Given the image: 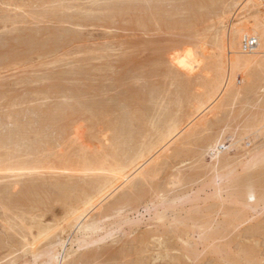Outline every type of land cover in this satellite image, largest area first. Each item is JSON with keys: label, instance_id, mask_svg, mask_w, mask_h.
<instances>
[{"label": "rangeland", "instance_id": "374dc122", "mask_svg": "<svg viewBox=\"0 0 264 264\" xmlns=\"http://www.w3.org/2000/svg\"><path fill=\"white\" fill-rule=\"evenodd\" d=\"M263 4L258 7L261 16ZM239 5L238 0H0V56L7 53L0 57V264H43L50 248L62 240L67 243L66 250L70 249L68 240L76 231L66 228L65 221L70 219L71 209H83L93 192L98 200L105 177L118 174L120 179L128 173L136 163L126 170L127 159L136 150L143 151L147 147L144 143L158 138L155 131L174 120L170 117L185 119L183 126L191 121L193 108L177 104L183 100L182 81H190L192 93L203 92L201 83H205L206 74L209 79L215 75L218 40ZM215 15L221 18L219 22ZM207 17L213 19L209 22ZM185 49L204 58L206 72L204 67L203 72L193 74V78L201 74L200 81L197 77L191 81L182 72L174 79L170 72L171 54L175 50L181 54ZM165 63L171 65L169 69ZM249 76V91L226 107V100L219 99L221 104L217 101L213 112L209 108V115L203 113L192 123L194 126L176 138V145L170 144V152L157 155L164 159L162 162L156 157L144 166L151 167L147 171L152 175L146 171L143 180L141 173L145 172H137L141 177L137 173L133 176L139 180L132 177L100 204L102 208L92 211L89 221L109 216L94 236L104 241L77 251L70 264H264V162L249 174L242 169L249 150L259 147L257 150L264 151V134L251 137L256 141L252 148L244 140L230 149L218 165L207 150L217 138H227L224 143L229 147L245 136L246 126L249 132L257 119L261 121L264 68L253 70ZM247 86V82L238 85L240 89ZM85 103L86 108L81 107ZM88 107L93 112L99 107L106 111L98 115L101 111L94 114ZM134 114H142L144 120L139 123L142 117ZM128 117L138 119H131V123ZM123 121L130 123L129 129L139 121L137 129L131 130L133 135L142 125L137 140L127 134L129 123ZM122 127L129 131L123 133ZM230 133H234L233 141L228 139L233 135ZM219 175L222 178L217 180ZM93 181L102 182L93 187ZM89 182L93 183L92 190ZM135 183L137 189L139 184L145 188V193L142 188L138 190L141 195H136ZM28 187L33 195L27 192ZM85 192L89 194L84 196ZM132 194L136 195L132 203L116 208L121 209L119 212L110 211L117 200L127 195L130 199ZM80 195H89L86 200L82 197L84 204ZM157 213L165 220H156Z\"/></svg>", "mask_w": 264, "mask_h": 264}, {"label": "bare ground", "instance_id": "6f19581e", "mask_svg": "<svg viewBox=\"0 0 264 264\" xmlns=\"http://www.w3.org/2000/svg\"><path fill=\"white\" fill-rule=\"evenodd\" d=\"M239 1V3H240V5L238 6L239 8L238 9H236V12H235V14H234V16L231 18V20H230V23H229V25L226 27L225 25H223V26H225V30H224V32H223V34H222V36L219 38V39H221V40H218V41H220L219 43H217V44H219V46H218V55H215L216 56V61H217V63H216V71H215V75L213 76V78L212 79H209V77H208V73L206 74V76H205V83L203 84V83H201V86L202 85H204V88H203V92L201 93V94H199V95H197V94H194V93H192L191 92V90H190V86H189V84L190 83H188V82H190L189 80L187 81L185 78H190V80L191 79H196V77H197V79L199 78L200 79V75H198V74H196V77H194L193 78V74H195L196 72H203L205 69L207 70V66L204 68L203 67V60H204V58L202 57V59L203 60H201L200 58H197L194 54H193V52H192V50H190V49H185L184 50V52L183 53H179V50H175V52L173 53V54H171V58L169 59L170 60V64H172V66H171V70H170V72L171 73H174L175 74V76H173V78L174 77H176L177 76V78H179V77H181V76H179V75H181V72H182V74H184V73H186L185 75H184V77L185 78H182V79H185L187 82H185L184 80L182 81L183 83V85H184V87L183 88H185L184 90H183V93H182V96H183V100L181 101V102H179V103H177V104H179V105H184V108H185V104L186 105H188L187 106V108L188 107H192L193 108V112H194V114L193 113H191V111L189 112L190 114H193V118L192 119H190L191 117H189V115H188V117H189V119L191 120V121H186V122H188V124H186V126H183V124H184V120H181L180 118H178L177 119V117H170L171 119H174V120H172L171 122H170V120H169V123H168V121H166L167 123H168V125L165 123V121H163L162 123H165V126H162V130H159L160 129V125H162L161 124V121H159L160 122V124L157 122V124H159V126L157 125L156 127H157V129H158V127H159V129H158V131H155V134H157V136H158V138L156 137V138H154V141H151V143L149 144L148 142L147 143H144V145L145 146H147L146 148H143V146L142 147H139L138 149H140V148H143V151L141 150L139 153H137L138 152V150H136V152H133V151H135V149L136 148H133V150L130 152V154L132 155V152H133V157L132 156H130L132 159H130V157H129V155L127 156V157H129L128 159L127 158H125L124 160L126 161V159L128 160L127 161V163H125V164H128V163H130V164H128V165H125L124 164V167H131L132 165H134V163H136L135 165H134V167L131 169V170H129V172L127 173V171H126V174L124 175V176H122L120 179L118 178L119 176H118V174H113L112 176H110V177H105V178H107V180L106 181H104L103 183H101V188H100V190L98 191V195H101V196H99L98 198V200L96 199L97 197V194H95V192H93L94 193V195H93V193H92V195L93 196H91V194H90V196H91V198H90V200H88L87 199V201H86V203L84 204V200H86L85 198H87V197H85L84 198V196L86 195V194H89V193H83L84 194V196H81L79 199H81L80 200V202H82L83 204H84V208L83 209H81L82 207H80V210H79V207H78V210H75V209H73V210H75L74 212H72L71 213V211H73L72 209H71V211L69 212L70 214H71V216H68V217H70V219L68 218V221H67V219H66V228L67 227H70L72 230H74V231H76V232H73V233H75V236H73L70 240H68L70 243H71V248L70 249H68V250H66V247H65V245L67 244L66 243V241L64 240H62V242H57L56 244L58 245V246H56V247H49L50 248V251L48 252V254H47V260L46 261H44L43 262V264H70V259L74 256V254H76L77 253V251H79V250H84V249H86V248H88L90 245H93L94 243H98V242H102V241H104V238H101V239H99V240H97V237H96V239L94 238V236H97V234H99L98 232H100V230H101V223H102V221L104 220V219H106V218H108L109 216H103V218L102 219H99V220H94V221H89V219H91V218H89V215H91V213H92V211L94 210V213H95V211H96V208L98 207V209H100V208H102L101 206L102 205H100V204H102L104 201L106 202V201H108V199L109 198H111V196H114L113 194L115 193V192H117V190L119 191L120 189H121V187H125L124 186V184L126 183V182H128V181H130V179L132 178V177H135V176H133V175H135L137 172H145V173H141V176L142 175H144V176H146L145 174H147L146 173V171H147V169H149V171H150V168H147V169H145V167L144 166H149V162H151V160L153 161V159H154V161H156V157H158L157 159H161L162 157L161 156H163V155H161V154H159L160 152H163V151H165V150H167V149H169L170 147L169 146H171L172 144L171 143H174V145H176V142H177V140H176V138L178 137V136H181L182 135V132L185 130V132H186V130H187V128L198 118V117H200L203 113H205L209 108H211L210 109V111L212 110V112H213V110L215 109L214 107L215 106H213V105H215V104H218V102L220 103V101L224 98L225 100V102H226V104H225V102H224V104H225V107H226V105L227 104H229L228 102L230 101H232V100H234V99H236V98H238L240 95H241V93H244V92H247V91H249V89H250V82H249V79L251 78L250 76H249V73L250 72H253V70H254V72H255V70H258L259 68H264V15L263 16H261L260 15V11H258V7L260 6L261 7V5L260 4H263L264 3V0H238ZM236 2V1H235ZM238 4V3H237ZM237 4H236V6H237ZM235 6V5H234ZM263 6H264V4H263ZM233 8V7H232ZM226 9L228 10V8L226 7ZM230 10H232V9H230ZM234 10H235V8H234ZM229 11V10H228ZM263 11V10H262ZM224 12L226 13V11L224 10ZM230 12V11H229ZM215 14V13H214ZM222 14H224L223 12H222ZM222 14H219V15H221L222 16ZM229 14V13H228ZM263 14V13H262ZM219 15H215L216 17L218 16V20L216 19V21H218L219 22V20H221V18H219ZM225 15H227V14H225ZM209 16H212V15H209ZM214 16V15H213ZM259 18H258V17ZM215 17V18H216ZM226 17V19L228 20V16H225ZM256 17V18H255ZM208 18V17H207ZM211 18V17H210ZM210 18H208V19H210ZM222 18H224L223 16H222ZM258 18V19H257ZM207 19V20H208ZM211 19H213V18H211ZM211 19L210 20H208L209 22L211 21ZM206 20V19H205ZM204 20V21H205ZM207 21V24L209 23ZM222 21H225V20H223L222 19ZM144 22V21H143ZM200 22V21H199ZM202 22V21H201ZM214 22V21H213ZM226 22V21H225ZM141 23V22H140ZM204 23H206V22H204ZM212 23V22H211ZM142 24V23H141ZM197 24V23H196ZM207 24H205V25H207ZM218 24V23H217ZM223 24V23H222ZM221 24V25H222ZM189 25V24H188ZM193 24H191V26H192ZM201 25V24H200ZM204 25V24H203ZM214 25V24H213ZM220 25V24H219ZM169 26H171V25H169ZM190 26V27H191ZM195 25H193L192 27H194ZM209 26V25H208ZM215 26H216V24H215ZM218 26V25H217ZM196 27V26H195ZM207 27V26H206ZM210 27H213V26H210ZM217 28V27H216ZM218 28H220V27H218ZM191 29V28H190ZM193 30H194V28H192ZM222 33V32H221ZM200 40V39H199ZM206 40V39H205ZM187 43V42H186ZM198 43H200V42H198ZM0 44H2V43H0ZM184 44V43H183ZM177 45V44H176ZM175 45V46H176ZM184 45H188V44H184ZM195 45V44H194ZM2 46V45H1ZM5 46H6V44H5ZM189 46L191 47L192 46V44L190 45L189 44ZM196 46V45H195ZM49 47V46H48ZM48 47H46L45 49H47ZM188 47V46H187ZM1 49H2V47H0ZM33 49V47H30L29 48V50L30 49ZM50 48H51V46H50ZM181 48H183L182 47V45H181ZM31 49V50H32ZM36 49H37V47H36ZM38 49H41L40 48V46H39V48ZM44 49V50H45ZM26 50H28V49H26ZM25 50V51H26ZM34 50H35V48H34ZM41 50H43V48L41 49ZM173 50V49H172ZM171 50V51H172ZM195 50V49H194ZM6 51H7V49H6ZM36 51V50H35ZM34 51V52H35ZM174 51V50H173ZM172 51V52H173ZM27 52V51H26ZM29 52V51H28ZM31 52L32 51H30V54H31ZM25 53V52H24ZM212 53V52H211ZM3 54V55H2ZM1 55L2 56H0L1 57V59H2V57H4L7 53L5 52V54L4 53H2ZM203 54V53H202ZM213 54H214V52H213ZM170 55V53L168 54V56ZM198 56V55H197ZM204 57H205V55H203ZM214 56V57H215ZM167 57V56H166ZM209 57V56H208ZM169 58V57H168ZM207 58V57H206ZM3 61V60H2ZM167 62V61H166ZM166 64V63H165ZM167 66H168V64H166ZM205 65H207L206 63H205ZM170 66H168V67H165L166 69L168 68H170ZM255 67H258V68H256V69H254ZM202 68H204L203 69V71H201V69ZM165 69V70H166ZM206 70L204 71V72H206ZM167 72V71H166ZM169 72V71H168ZM170 73V74H171ZM167 74V73H166ZM203 74V73H202ZM205 74V73H204ZM169 75V74H168ZM173 75V74H172ZM192 75V76H191ZM171 76V75H170ZM189 76V77H188ZM191 76V77H190ZM203 76V75H202ZM201 76V77H202ZM212 77V76H211ZM176 78V79H177ZM256 78V77H255ZM175 79V78H174ZM196 79V80H197ZM198 79V80H199ZM202 79V78H201ZM204 79H203V81H204ZM179 79H177V81H178ZM194 80H193V82H194ZM211 80V81H210ZM180 81V80H179ZM178 81V83H181V81L179 82ZM192 81V80H191ZM200 81V80H199ZM246 83L247 82V84H248V86L247 87H242L241 89H240V87H238V85H239V83L241 84V83ZM199 86V85H198ZM203 87V86H202ZM198 88H200V87H198ZM192 90H193V88H191ZM195 90V89H194ZM95 91V90H94ZM197 91V90H196ZM195 91V92H196ZM95 92H97V91H95ZM93 93V92H92ZM243 95V94H242ZM153 96H154V94H153ZM181 96V97H182ZM240 98V97H239ZM219 99H221L220 101H219ZM238 100V99H237ZM118 101V100H117ZM218 101V102H217ZM217 102V103H216ZM88 104V103H87ZM221 104V103H220ZM79 105V108H80V104H78ZM86 105V103L85 104H81V107L82 106H85ZM94 105V103L93 104H91V106H93ZM96 105V104H95ZM179 105H177V106H179ZM264 105V104H263ZM87 106H90V105H87ZM98 106H101V105H98ZM220 106V105H219ZM218 106V107H219ZM74 107H76V106H74ZM73 107V108H74ZM125 107V106H124ZM218 107H216V108H218ZM224 107V106H223ZM222 107V108H223ZM69 108H71V107H69ZM77 109H78V107H76ZM75 108V109H76ZM84 108V107H83ZM85 108H86V106H85ZM89 108V107H88ZM87 108V109H88ZM94 108H95V106H94ZM96 108H97V106H96ZM103 108V107H102ZM102 108L100 109V107H99V109H95L94 110V112H93V110H91L92 109V107H90L89 108V110H91V112H93L94 114H97V111L98 112H100V114H98V115H101V114H103L102 112H105L106 110L103 108V111H102ZM106 108V107H105ZM180 107H178V109H179ZM183 108V107H182ZM262 108H264V106L262 107ZM72 109V108H71ZM219 109H221V106H220V108ZM79 110V109H78ZM83 110H85L86 111V109H83ZM83 110H80V111H83ZM97 110V111H96ZM105 110V111H104ZM120 110V109H119ZM217 110V109H216ZM123 111V110H122ZM129 111V110H128ZM178 111V110H177ZM210 111H207V113H208V115H209V113H210ZM76 112V111H75ZM126 112V115L127 116H129V114H131V112L129 113V112H127V111H125ZM165 112V111H164ZM164 112H162L163 114H164ZM170 112V111H169ZM211 112V113H212ZM262 112H263V109H262ZM262 112H261V114H262ZM77 113H79V112H77ZM81 113V112H80ZM127 113H129V114H127ZM143 113V112H142ZM82 114V113H81ZM104 114H106V113H104ZM146 113H144V115H145ZM162 114V115H163ZM167 114H168V111H167ZM166 113H165V115H163V116H165L166 118L168 117V116H166L167 115ZM170 114V113H169ZM214 114H216V112L214 111ZM260 114V115H261ZM264 114V113H263ZM135 116L137 115L138 116V114H134ZM140 115V114H139ZM161 115V116H162ZM178 115V114H177ZM187 115H185V116H187ZM217 115V114H216ZM127 116H126V118H127ZM141 117H142V114L140 115ZM140 116H138L139 118H140ZM215 116V115H214ZM261 116H263V118H261ZM260 116V118L259 119H261V121H259L258 119H257V123H258V127H254V125L255 124H257V123H255L254 125H251L252 127L250 128V126H249V128H250V131H253L254 130V128L256 129V130H254L253 131V133L251 134V132L249 131V132H246V127L244 128L245 129V131L243 130V132H244V134H245V136L243 137V135H241V133L239 134V135H241V138H239L238 137V135H237V133L235 132V134L237 135V137L239 138H237L236 140L237 141H233V139H234V133H230V134H233L232 136H230L228 139H232L231 141H233V143L231 142L229 145H227V146H229V147H226V144L228 143V142H226V144L224 143L225 142V140L227 139H224V140H220V139H216V141L214 140V142L212 143H210V142H208V144H209V146L207 147L208 149V151L210 152V153H212L211 155V158L213 159V160H217V165L219 164V162H221L220 160H221V158L223 157V155L224 154H226V153H229V150L230 149H235V148H233V147H237L239 144H241V142H243L244 140H247V142H248V145H249V148L251 147L252 148V146L254 145V142H256V141H254L255 139H251V137L252 136H254V135H256L257 133V135L256 136H258L259 135V133L261 134V135H263L264 134V115H261ZM138 117H136L137 119H138ZM160 117V116H159ZM207 117V116H206ZM133 118H135V117H132V118H129L128 117V119H130L129 120V122L131 121V123H133V121L132 120H135V119H133ZM143 118V119H142ZM142 118H140L139 119V121L141 120V121H143L144 120V117H142ZM170 118H168V119H170ZM185 118V117H184ZM201 118H202V116H201ZM201 118H200V121L201 122H203V120H201ZM132 119V120H131ZM189 119H187V120H189ZM203 119H205V117L203 118ZM145 120H146V118H145ZM158 120H159V118H158ZM197 120H199V119H197ZM124 121H126V119H124ZM124 121L123 122H121V123H124ZM139 121H134L135 123H134V125H136L135 127H131L132 129H129L130 128V123L129 122H125V123H129V125H127V126H129L127 129H129L130 130V132L128 133L127 131H129V130H127V131H125L124 132V130L126 129V125L124 126L125 128H124V130H123V127H122V131H123V133H126L127 132V134H130L131 135V137L132 138H136V140H137V137H136V135H139V134H141L140 133V131H142L143 132V129H141V124H140V127L138 128V131H135L136 133H134V135L132 134L133 132H131V130H136L137 128V124L136 123H138ZM141 121L139 122V123H141ZM154 121V120H153ZM155 121H157V120H155ZM154 121V122H155ZM181 121H183V123L181 122ZM205 121V120H204ZM153 122V123H154ZM200 122V123H201ZM124 123V124H125ZM142 123H144V122H142ZM199 123V124H200ZM132 125V124H131ZM154 126H153V128L154 129H156L155 128V124H153ZM193 125V124H192ZM120 126H122V125H120ZM138 126H139V124H138ZM194 126V125H193ZM197 126V125H196ZM200 126V125H199ZM255 126H257V125H255ZM134 128V129H133ZM143 128V127H142ZM164 128V129H163ZM198 128V127H197ZM248 128V129H249ZM192 129H194V128H192ZM191 129V130H192ZM196 129V128H195ZM194 129V130H195ZM137 132H139V134H137ZM195 132H197V130H195L194 131V133ZM228 132V131H227ZM226 131L224 132V134H226L227 133ZM234 132V131H233ZM243 132H242V134H243ZM262 132H263V134H262ZM190 133V131L188 132V134ZM229 133V132H228ZM246 133H249L248 135L246 134ZM191 134V133H190ZM189 134V137H191L192 138V134L190 135ZM195 134H197V133H195ZM12 135V134H11ZM10 135V136H11ZM15 135V134H14ZM129 135V136H130ZM183 135H184V133H183ZM194 135V134H193ZM223 134H221V136H222ZM227 135V134H226ZM9 136V138L11 139V137L13 136H11L10 137ZM128 136V137H129ZM135 136V137H134ZM185 136V139L187 138V140L188 139H190V138H188V135L186 136V135H184ZM194 136H196V135H194ZM260 136V135H259ZM258 136V137H259ZM264 136V135H263ZM14 137V136H13ZM153 137H155V136H153ZM183 137V136H182ZM243 137V138H242ZM220 138V137H219ZM223 138H224V136H223ZM236 138V137H235ZM253 138H255V137H253ZM179 139V138H178ZM222 139V138H221ZM259 139V138H258ZM257 139V140H258ZM129 140H135V139H129ZM135 140V141H136ZM153 140V139H152ZM155 140H156V142H155ZM176 140V141H175ZM183 140V139H182ZM130 141V142H131ZM134 141V142H135ZM173 141H175V142H173ZM181 141V139L179 140V142ZM183 141H185V140H183ZM133 142V143H134ZM137 142V141H136ZM150 142V141H149ZM154 142V143H153ZM244 142H246V141H244ZM186 143H188V142H186ZM135 144V143H134ZM148 144V145H147ZM171 144V145H170ZM173 145V146H174ZM178 145V144H177ZM237 145V146H236ZM244 145V144H243ZM247 145V144H246ZM248 145H247V149H248ZM259 145V144H258ZM242 147V146H241ZM244 147V146H243ZM172 148V147H171ZM169 149V150H172V149ZM255 148V147H254ZM239 149H241V148H239ZM242 149H244V148H242ZM257 149H259V147L257 148L256 147V149H251V151L249 150V152L247 153V157H245V159H246V163L244 164V166L242 167V169H243V171H248V173H246V174H249V171H251V170H254L255 168H258V165H260L261 163H263L264 162V158H263V152L264 151H262L261 149H260V151L259 150H257ZM169 150H167V151H169ZM241 151V150H240ZM170 152V151H169ZM232 153V152H231ZM161 155V156H157V155ZM163 154H165V152L163 153ZM167 154V153H166ZM209 154V153H208ZM230 155V154H229ZM243 155V154H242ZM166 156H168L169 157V155H166ZM245 156V155H244ZM241 157V156H240ZM229 158V157H228ZM243 158V157H242ZM131 161H130V160ZM166 159H167V157H166ZM227 159V158H226ZM237 159V158H236ZM238 159H239V157H238ZM138 160V161H137ZM162 160H164V159H162ZM162 160H160V161H158L159 163L160 162H162ZM228 160V159H227ZM137 161V162H136ZM153 161V162H154ZM229 161V160H228ZM228 161H225L224 160V162L223 163H225V162H228ZM165 162H167V161H165ZM147 163H149V164H147ZM157 163V162H156ZM159 163H158V165H159ZM215 163V162H214ZM213 163V165H215ZM229 163V162H228ZM221 164V163H220ZM236 164V163H235ZM131 165V166H130ZM151 165H153V164H151ZM227 165V164H226ZM146 166V167H147ZM154 166H155V163H154ZM129 167L128 168H126V170H128L129 169ZM236 167V166H235ZM234 167V168H235ZM143 168V170H141ZM225 168V167H224ZM141 170V171H140ZM155 170H157L156 168H155ZM152 171V170H151ZM233 171H235L234 169H233ZM148 172V171H147ZM220 172L221 171H219V173L218 174H220ZM140 173L138 174L139 175V177H141L140 176ZM148 173H150V172H148ZM152 173V172H151ZM150 173V174H151ZM231 173H233L232 171L229 173H227L226 174V176L227 175H231ZM153 174V173H152ZM151 174V175H152ZM149 175V174H148ZM150 175V176H151ZM144 176H142V178L141 179H143V180H145L144 179ZM136 178V177H135ZM222 177H221V175H219L218 176V178H217V180L218 179H221ZM140 179V180H141ZM136 180H139L138 178H136ZM136 180H134V181H136ZM213 180H215V179H213ZM99 180H97L96 182H98ZM133 181V182H134ZM95 184H97L95 181H93ZM90 183V184H89ZM88 184L89 185H87L88 187H89V189H93V188H91L90 187V185L91 184H93V183H91V182H89ZM100 183H98L97 185H93V187H97V186H99V184ZM132 183V182H131ZM136 183H141V181L140 182H136ZM135 183V184H136ZM87 184V183H86ZM85 184V185H86ZM126 185H128V183L126 184ZM137 185V186H136ZM135 186H134V189L136 188L137 189V187H138V184H136ZM70 185H68V187H69ZM72 186V185H71ZM82 186H84V185H82ZM87 186H84V187H87ZM139 186L141 187V188H139V189H135V192L136 191H140L143 187L139 184ZM156 186V185H155ZM32 187V186H31ZM59 187V186H58ZM62 187V186H61ZM64 187V186H63ZM67 187V186H66ZM154 187V186H153ZM157 187V186H156ZM70 188H72V187H70ZM99 188V187H98ZM97 188V189H98ZM157 188H159V187H157ZM32 191H34L33 193L34 194H38V192H37V190L35 191V189H34V187H32ZM65 189V188H64ZM63 189V190H64ZM83 189V188H82ZM89 189H87V190H89ZM95 189V188H94ZM144 190V193H145V188H143ZM28 190H30V188L28 187L27 188V192H28ZM60 190V189H59ZM62 190V189H61ZM68 190V188L65 190V191H67ZM86 190V189H85ZM32 191H30L31 192V194H32ZM138 191V192H139ZM162 191V190H161ZM161 191H159V192H161ZM27 192H25V194L27 193ZM30 192H28L29 194H30ZM36 192V193H35ZM62 192H64V191H62ZM135 192H132V193H135ZM164 192V191H163ZM28 194V195H29ZM64 194H65V192H64ZM68 194V193H67ZM82 194V193H81ZM27 195V196H28ZM33 195V194H32ZM66 195V194H65ZM64 195V197H66ZM133 195L134 194H132V196L131 197H133ZM136 195H141V193L139 192V194L137 193ZM135 195V196H136ZM41 197H42V195H40ZM128 196V195H127ZM126 196V198L125 197H122V200H121V198L119 199V200H117L116 202H117V205L115 204V205H112L111 207H109V209H111L110 211H114V212H116V211H118V210H120L121 211V209L119 208L118 210L116 209V208H118V207H122L123 205L125 206V205H128L129 204V202L130 203H132L133 202V200L135 199V196L133 197V199L130 197V199H128L129 197H127ZM238 196H239V194H238ZM242 196H243V194H242ZM241 196V197H242ZM38 198H39V194H38V196H37ZM82 197H83V199H82ZM96 197V198H95ZM109 197V198H108ZM140 197V196H139ZM142 197V196H141ZM145 197V196H144ZM241 197H239V198H241ZM23 198V197H22ZM89 198V197H88ZM108 198V199H107ZM143 198V197H142ZM233 198V197H232ZM24 199H25V197H24ZM30 199V198H29ZM45 199H46V197H45ZM62 199H63V197H62ZM66 200H67V198H65ZM79 199L77 200V203H79L78 201H79ZM94 199H96V200H94ZM28 201V199L26 198L25 199V201ZM33 200V199H32ZM39 200V199H38ZM26 201V202H27ZM31 201V200H30ZM40 201H42V200H40ZM39 201V202H40ZM44 201V200H43ZM64 201V200H63ZM84 201V202H83ZM95 201V202H94ZM119 201V202H118ZM260 201V200H259ZM29 202V201H28ZM35 202V201H34ZM99 204H98V203ZM126 203V204H125ZM128 203V204H127ZM32 204H34L33 203V201H32ZM43 204V203H42ZM80 204V203H79ZM82 204V205H83ZM95 204H96V206H95ZM98 204V205H97ZM258 204V203H257ZM30 205V204H29ZM45 205V204H44ZM32 206V205H31ZM36 206V205H35ZM80 206V205H79ZM114 206H116V207H114ZM37 207V206H36ZM97 209V210H98ZM109 209H105L106 211L107 210H109ZM113 209H115V210H113ZM99 211V210H98ZM110 211L108 212L109 213V215L111 214L110 213ZM97 212V211H96ZM105 212V211H104ZM119 212V211H118ZM236 212V211H235ZM69 213H68V215H69ZM190 214H191V212H190ZM194 214H195V212H194ZM200 214V213H199ZM232 214V213H231ZM196 215H197V213H196ZM195 215V216H196ZM166 216V215H165ZM228 215H226L225 217H227ZM239 216H240V214H239ZM156 220H158V221H161V220H163V218H164V220H165V217L163 216V215H161V214H156ZM192 217H193V215H192ZM229 217V216H228ZM227 217V218H228ZM93 219V218H92ZM187 219V218H186ZM196 219V218H195ZM200 219V218H199ZM167 220V219H166ZM184 219H181V221H183ZM230 220V219H229ZM175 221H177V219L175 220ZM174 221V222H175ZM180 221V222H181ZM195 221V220H194ZM166 222V221H165ZM179 222V221H178ZM185 222V221H184ZM186 222H187V220H186ZM70 225H68V224ZM162 223V222H161ZM183 223V222H182ZM174 225L175 224H177V223H173ZM180 224V223H179ZM201 224V223H200ZM204 224H206V223H204ZM65 225V224H64ZM181 225V224H180ZM203 225V224H202ZM207 225V224H206ZM62 227H63V225H62ZM200 227V226H199ZM175 229V228H174ZM204 229V228H203ZM206 230V229H205ZM211 230V229H210ZM222 230V229H221ZM61 231H63L62 229H61ZM204 231V230H203ZM211 232V231H210ZM65 233V232H64ZM216 233V232H215ZM63 234V233H62ZM206 235V234H205ZM208 235V234H207ZM55 244V245H56ZM190 245V244H189ZM188 246V245H187ZM107 248V247H106ZM110 248V247H109ZM108 248V249H109ZM114 248V247H113ZM107 249V250H108ZM111 250V249H110ZM110 250H109V252H110ZM118 250L119 249H117V253L118 254H120V252H118ZM104 251H105V249H104ZM121 251V250H120ZM124 251V250H123ZM106 253V252H105ZM123 253H125V252H123ZM39 254V253H38ZM92 254V253H91ZM94 254V253H93ZM97 254V253H96ZM111 255V254H110ZM44 256V255H43ZM94 256V255H93ZM97 256H98V254H97ZM105 256V255H104ZM103 256V257H104ZM112 256H116V255H112ZM34 257V256H33ZM35 257H36V259H37V257H38V255L35 253ZM85 257V256H84ZM83 257V258H84ZM90 258L92 257L91 255L89 256ZM95 257V256H94ZM102 257V256H101ZM117 257V256H116ZM44 258V257H43ZM86 258V257H85ZM108 258V257H107ZM119 258V257H118ZM86 259H89V258H86ZM93 259V258H92ZM109 259H111L110 257H109ZM116 259V258H115ZM114 259V260H115ZM82 260H84V259H82ZM111 260H113V258L111 259ZM69 261V262H68ZM74 261V260H73ZM88 261V260H87ZM89 261H90V259H89ZM106 261H107V259H106ZM108 262H109V260H108ZM37 264V263H36Z\"/></svg>", "mask_w": 264, "mask_h": 264}]
</instances>
